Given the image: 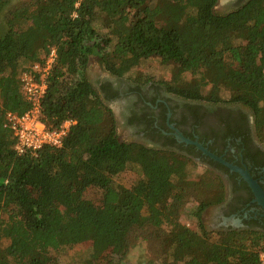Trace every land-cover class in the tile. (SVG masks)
I'll list each match as a JSON object with an SVG mask.
<instances>
[{"label":"trees","instance_id":"1","mask_svg":"<svg viewBox=\"0 0 264 264\" xmlns=\"http://www.w3.org/2000/svg\"><path fill=\"white\" fill-rule=\"evenodd\" d=\"M217 4L32 0L5 13L0 31V240L8 244L0 247V264H60L54 253L82 244L91 250L90 264H120L147 232L160 239L163 255L161 262L148 264H261L264 232H212L203 226L202 215L225 197L220 167L207 160L202 174L191 178L188 166L198 165L190 158L120 142L109 99L86 76L91 58L117 79L125 69L156 59L171 68L169 81L138 84L165 88L184 101L249 109L264 149V0H247L223 14L215 12ZM4 7L0 0V11ZM244 22L251 36L244 37L246 31L239 28ZM221 35L226 36L222 41ZM52 49L56 62L46 80L40 121L49 131L66 121L75 125L61 148L17 156L5 115L30 111L21 74L42 64ZM214 88L220 93L215 101L207 92ZM167 153L190 163L173 171ZM136 159L143 178L129 189L114 186L113 179ZM89 190L99 193L97 204L84 199ZM189 203L195 206L196 230L180 223Z\"/></svg>","mask_w":264,"mask_h":264},{"label":"flooded vegetation","instance_id":"2","mask_svg":"<svg viewBox=\"0 0 264 264\" xmlns=\"http://www.w3.org/2000/svg\"><path fill=\"white\" fill-rule=\"evenodd\" d=\"M245 1L229 0V7L235 9ZM97 86L103 99H109L107 104L117 106L123 134L132 143L178 153L206 167L207 160L220 167L218 172L225 184V197L220 205L208 209L211 211L207 225L210 231L264 232V211L256 204L246 182L237 173L205 157L194 146L176 139L179 134L202 145L227 164L246 171L264 193V149L257 140L254 117L249 109L232 104L184 101L168 94L165 88L113 77L98 80Z\"/></svg>","mask_w":264,"mask_h":264},{"label":"rangeland","instance_id":"3","mask_svg":"<svg viewBox=\"0 0 264 264\" xmlns=\"http://www.w3.org/2000/svg\"><path fill=\"white\" fill-rule=\"evenodd\" d=\"M5 7L0 11V31L4 26V17L5 13L19 7L22 4H26L31 2L32 0H4ZM186 2V1H185ZM229 0H218V4L216 7L215 12L218 14L228 12L232 9L229 7ZM190 9L194 10L193 3L189 4ZM234 9V8H233ZM98 28V27H97ZM239 28L246 31L244 37L246 35L251 36L252 34L248 30V23L244 22L239 25ZM226 38V36L221 35L219 40L222 41ZM171 75V68L167 66H162L160 62L156 59H148L141 61L137 65L125 69V73L120 81H130L133 83L142 82L144 79L150 80L151 83L155 84H162L169 81ZM86 76L89 82L92 84L95 90L97 89V81L104 80L111 78L109 74H107L103 67L100 65L98 59L91 58L88 63ZM208 95L209 98L213 101L217 100L220 97V93L218 88L209 89ZM223 99H227L228 95L226 93L221 95ZM169 98H172L169 97ZM107 107L112 111L115 115V119L117 120V136L120 142L132 143L125 138L124 130L120 124L119 115L117 113V106L114 104H106ZM179 156L173 157L170 154H166L164 156L166 160V164L172 168L173 171H179L180 169L184 168L190 162L184 158H178ZM194 162V161H193ZM132 166L128 168L127 171L118 175L113 179V184L116 187H122L129 189L133 187L139 180L143 178L142 173V165L140 164L139 160H135L132 162ZM198 167L192 168L189 167V171H191V178H197L203 172L202 167L203 165L197 164L194 162ZM99 193L94 190H89L85 193L84 199L92 204H97L99 200ZM195 206L192 203H189L186 208L184 209L181 217L180 223L185 225L191 230H196V221L191 216V213L194 211ZM210 210V209H209ZM204 213L202 215V223L205 227V230L210 231V227L207 226L210 220L211 211ZM2 216L0 215V219ZM165 230V229H163ZM146 240H139L135 242L130 251L121 259L120 264H148V263H159L163 258L161 247H160V239L155 237V234L151 232H147L145 236ZM7 242L5 240H0V247L5 248L7 246ZM59 260L60 264H90V257H91V250L89 246L82 244L76 245L71 248L63 249L57 253L53 254Z\"/></svg>","mask_w":264,"mask_h":264},{"label":"built area","instance_id":"4","mask_svg":"<svg viewBox=\"0 0 264 264\" xmlns=\"http://www.w3.org/2000/svg\"><path fill=\"white\" fill-rule=\"evenodd\" d=\"M55 62L56 51L52 49L42 64H35L21 74V92L31 109L22 116L11 113L5 115V125L16 141L14 152L17 156L26 153L33 155L44 147L61 148L70 128L75 125V122L66 121L57 130L49 131L40 121V103L46 92L47 77ZM260 262L264 264V254H261Z\"/></svg>","mask_w":264,"mask_h":264},{"label":"water","instance_id":"5","mask_svg":"<svg viewBox=\"0 0 264 264\" xmlns=\"http://www.w3.org/2000/svg\"><path fill=\"white\" fill-rule=\"evenodd\" d=\"M176 139L182 143H185L186 145L194 146L197 150H199L205 157L209 158L210 160L224 166L225 168L229 169L231 172L237 173L248 185L251 192L253 193L255 197V202L258 206H260L264 211V193L258 186V184L251 179L249 174L237 167L231 166L227 164L225 161H223L221 158H218L211 153H209L202 145L189 141L187 139H184L181 135L177 134Z\"/></svg>","mask_w":264,"mask_h":264}]
</instances>
